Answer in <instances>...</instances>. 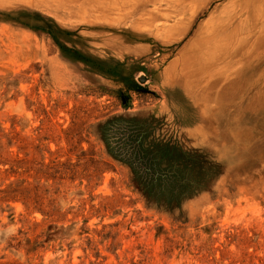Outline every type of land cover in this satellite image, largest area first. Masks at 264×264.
<instances>
[{
    "label": "rangeland",
    "instance_id": "rangeland-1",
    "mask_svg": "<svg viewBox=\"0 0 264 264\" xmlns=\"http://www.w3.org/2000/svg\"><path fill=\"white\" fill-rule=\"evenodd\" d=\"M0 264H264V0H0Z\"/></svg>",
    "mask_w": 264,
    "mask_h": 264
}]
</instances>
